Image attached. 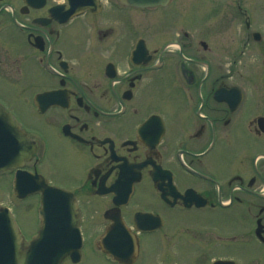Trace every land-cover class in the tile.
Listing matches in <instances>:
<instances>
[{"label": "flooded vegetation", "instance_id": "obj_1", "mask_svg": "<svg viewBox=\"0 0 264 264\" xmlns=\"http://www.w3.org/2000/svg\"><path fill=\"white\" fill-rule=\"evenodd\" d=\"M0 92L35 144L22 169L78 203L62 264H181L180 242L185 264H260L234 246H264V0H0ZM217 212L252 227L179 221Z\"/></svg>", "mask_w": 264, "mask_h": 264}, {"label": "water", "instance_id": "obj_2", "mask_svg": "<svg viewBox=\"0 0 264 264\" xmlns=\"http://www.w3.org/2000/svg\"><path fill=\"white\" fill-rule=\"evenodd\" d=\"M123 4L139 7L164 5L168 0H120ZM13 117L0 107V170L22 164L30 157L33 147L27 135L21 131ZM30 147V148H29ZM21 177L24 178L23 175ZM22 178V179H23ZM42 191L41 209L42 227L37 238L27 246L22 237L13 214L7 207L0 209V264H60L61 259L69 252H74L80 240L75 233L66 235L53 232L56 229L51 222L57 217L72 216L75 204L70 193L63 189L42 185L31 186L27 190L17 189L19 195L30 191ZM57 209V210H55Z\"/></svg>", "mask_w": 264, "mask_h": 264}, {"label": "rangeland", "instance_id": "obj_3", "mask_svg": "<svg viewBox=\"0 0 264 264\" xmlns=\"http://www.w3.org/2000/svg\"><path fill=\"white\" fill-rule=\"evenodd\" d=\"M230 4V3H227ZM223 8L225 9V11L220 10L217 14L216 13H211L210 18H212V20H217V21H225V19L231 17V12L227 11V8H225L223 6ZM229 8V6H228ZM177 12H175L173 6L171 7L170 11H168V15L170 18H178ZM202 14H204V12H202ZM191 21V18H190ZM0 99H3V95L0 92ZM12 109V111L14 112L15 115L20 116V118L23 119L26 127L30 128L33 126V119L31 117H29L27 110L24 108H14L13 106H10ZM49 157V156H48ZM62 160H61V159ZM71 157L67 156V154L65 153H61L59 154V160H58V165L60 166L61 169L63 170H70L73 167L76 168V163L75 161H70ZM74 168V169H75ZM66 179H60L61 184L64 185H69L70 183L67 184L65 183ZM58 183V182H57ZM60 183V182H59ZM11 186V185H10ZM10 186L7 183V177L5 174L0 173V204H6L9 205L11 207V209L13 210L15 216L17 217V220L22 228V230L24 229H31L32 228V224H35L37 216H36V210H34V206L37 205V201L36 203L35 198H27V199H17L15 197L14 192H12L10 189ZM206 217H200V223H196V221H187L184 219V215H179V217L181 219H179L180 224L182 226H187V224L190 223V227H195V228H204L205 224L204 221L207 219L210 221V223L215 224L217 223L218 225H220L221 229H227V230H222L223 232H232V233H238L239 231H242L244 229H250L252 227V222L251 220H247L245 222L243 221H237L235 219H233L231 216L229 217V219L226 218V216H224L222 214V212H217L215 213V215L210 216L208 213H205ZM210 218V219H209ZM212 228H215V226L213 225ZM23 230V231H24ZM230 230V231H228ZM181 245V249L182 252L179 251L178 254V259L181 261V264H185L183 263V261L181 260L180 257L185 258V255L188 253V249L185 248V244L180 242ZM258 248H260V250L258 249V251L261 253V256H258V254L256 253L255 250H251V251H245L244 248L239 244L237 246H234V249L237 251H242V252H253L251 253V257H253V260H256L257 262H259L260 264H264V246H259ZM255 252V253H254ZM233 254H235V252H232ZM236 255V254H235ZM89 256V254H87V257ZM253 260H249V261H253ZM83 264H89V261L87 260L86 262H84ZM187 264H196V263H190L187 260Z\"/></svg>", "mask_w": 264, "mask_h": 264}]
</instances>
